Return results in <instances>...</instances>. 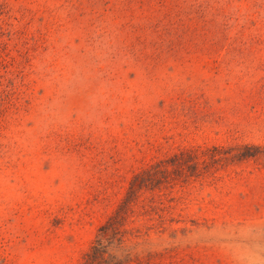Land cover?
<instances>
[{
  "label": "rangeland",
  "instance_id": "rangeland-1",
  "mask_svg": "<svg viewBox=\"0 0 264 264\" xmlns=\"http://www.w3.org/2000/svg\"><path fill=\"white\" fill-rule=\"evenodd\" d=\"M0 264H264V0H0Z\"/></svg>",
  "mask_w": 264,
  "mask_h": 264
}]
</instances>
